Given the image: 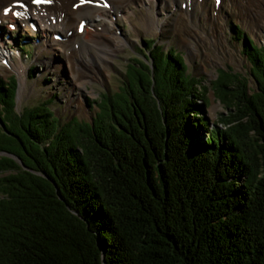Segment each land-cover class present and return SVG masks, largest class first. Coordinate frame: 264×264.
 Masks as SVG:
<instances>
[{
  "label": "trees",
  "instance_id": "obj_1",
  "mask_svg": "<svg viewBox=\"0 0 264 264\" xmlns=\"http://www.w3.org/2000/svg\"><path fill=\"white\" fill-rule=\"evenodd\" d=\"M233 29L254 89L231 68L202 86L151 38L92 121L17 112L0 77V264H264V47Z\"/></svg>",
  "mask_w": 264,
  "mask_h": 264
},
{
  "label": "rangeland",
  "instance_id": "obj_2",
  "mask_svg": "<svg viewBox=\"0 0 264 264\" xmlns=\"http://www.w3.org/2000/svg\"><path fill=\"white\" fill-rule=\"evenodd\" d=\"M105 1L108 6H77L64 18L51 9L47 13V4L37 9L41 3L35 5L32 0L19 1L24 7H10L8 16L12 11L23 16L20 20L18 16L0 20V77L13 76L18 82L17 112L52 98L49 108L60 123L72 118L92 121L98 108L95 100L119 90L126 80L129 60L148 59L143 41L149 38L165 50L181 52L188 74L201 77L202 86L209 87L219 69L231 68L233 73L246 76L250 89L255 88L242 41L233 27H240L255 44L264 47V0H259L252 11H238L239 18L231 0L219 1V11H214L215 0H187V4L186 0ZM5 20L18 24L8 36L10 28ZM83 21L84 32L78 34L75 27ZM72 30L75 34L67 39ZM68 49L71 66L67 65ZM86 52L95 54L99 63L94 64H101L106 72H96L93 77L94 70L84 60ZM207 95L205 116L222 126L219 118L228 110L212 90Z\"/></svg>",
  "mask_w": 264,
  "mask_h": 264
},
{
  "label": "bare ground",
  "instance_id": "obj_3",
  "mask_svg": "<svg viewBox=\"0 0 264 264\" xmlns=\"http://www.w3.org/2000/svg\"><path fill=\"white\" fill-rule=\"evenodd\" d=\"M19 1H21V0H19ZM29 1L30 0H28V2ZM44 1H47L48 2V3H46L47 5L45 6L46 7L45 8L46 12L47 11H50L49 9H51L55 14L58 15V17L61 16V17L64 18L66 16L68 17V15L71 14L74 11V7L73 6H75V4L77 2H79L80 0H44ZM162 1H165V0H162ZM193 1H190V6H192ZM221 1L222 0H220V2ZM258 1L259 0H231V2L234 5V8H237V12H236L237 18L240 17L239 14H238V11L241 14L242 13H245L247 11L248 12L249 11H252L251 9H254L256 7V4L258 3ZM185 2L187 4L188 1L186 0ZM220 2H218L217 5H215L216 10H214V11H219L220 10V8H219L221 6V5H219ZM13 3H14V0H0V19L6 18L9 15V14L8 15H4L3 9L4 8H10L13 5ZM42 5H44V4L41 3L40 5H37L36 6L37 9H39L40 7L43 8ZM22 16L23 15H19L18 16L19 17V20L21 19ZM78 27L79 26H76L75 27V30H74L75 32H77ZM69 29H71V28H69ZM69 29L67 31H65V32L66 33L67 32H70ZM74 31L72 30L71 31V34L70 35H67V39H69L71 37V35H73ZM66 57H67V62H68L67 65L71 66V64L73 62H72V53H71L70 49H68L66 51ZM97 58L98 57L95 54L91 53V52H86V54L84 55V60H85L86 66L91 67L94 70V72H95V74L93 75V77L94 76L95 77L97 76L96 72H100V73L106 72L105 69L103 68V66H101V64H94L96 62L99 63V58L98 59Z\"/></svg>",
  "mask_w": 264,
  "mask_h": 264
},
{
  "label": "snow or ice",
  "instance_id": "obj_4",
  "mask_svg": "<svg viewBox=\"0 0 264 264\" xmlns=\"http://www.w3.org/2000/svg\"><path fill=\"white\" fill-rule=\"evenodd\" d=\"M39 2H40V0H32V3H39ZM218 2H219V0H218ZM17 5H18L19 7H24V5H23L22 3H19V0H14V3H13L12 6L15 7V6H17ZM10 11H11L10 8H4V9H3L4 15H8ZM11 14H12L13 16H19V15H21V13H17V12H15V11H12Z\"/></svg>",
  "mask_w": 264,
  "mask_h": 264
}]
</instances>
